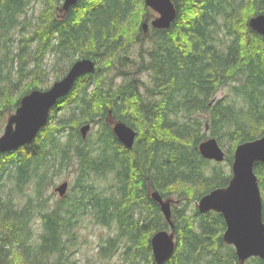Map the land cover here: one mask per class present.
I'll return each instance as SVG.
<instances>
[{
	"label": "trees",
	"instance_id": "trees-1",
	"mask_svg": "<svg viewBox=\"0 0 264 264\" xmlns=\"http://www.w3.org/2000/svg\"><path fill=\"white\" fill-rule=\"evenodd\" d=\"M42 1L37 28L14 53L5 36L23 24L19 16L29 0H0V119L15 89L23 85L13 108L24 94L40 88L47 75L46 53L64 60L63 76L80 58L93 59L96 68L59 100L32 141L0 152V264H74L75 219L84 214L104 225L116 223L130 241L127 256L156 264L151 238L170 224L151 191L164 198L177 193L179 202L199 201L231 177L221 165L206 172L211 160L201 155L199 144L209 137L220 144L228 139L231 153L225 161L232 163L239 143L264 134V35L249 24L252 16L264 13V0H173L177 15L171 26H150L146 33L143 23L156 14L145 0H79L67 12L61 9L62 0ZM148 39L152 45L141 48L138 67L153 79L147 95L135 83L136 71L133 81L115 87L107 79L110 69L127 76L131 47ZM28 54L32 66L27 65ZM16 57L19 77L13 80L11 67L5 69ZM229 83L236 97L213 101ZM71 102V113L55 121L57 110ZM203 112L209 115V132L203 129ZM114 117L137 130L133 147L115 135ZM88 122L99 126L85 140L80 127ZM65 130L68 138L62 143ZM73 161L77 178L72 191L50 205L52 180ZM254 169L264 205V163ZM5 172L12 191L25 197L22 204L1 194ZM109 175L114 182L108 189L95 184ZM177 207L172 204L176 250L164 264H239L234 246L223 241L227 224L221 213L212 210L197 219L199 210L187 215ZM35 220L40 222L38 234ZM117 242L118 237H111L101 253L112 254ZM245 264L264 260L251 257Z\"/></svg>",
	"mask_w": 264,
	"mask_h": 264
},
{
	"label": "water",
	"instance_id": "water-1",
	"mask_svg": "<svg viewBox=\"0 0 264 264\" xmlns=\"http://www.w3.org/2000/svg\"><path fill=\"white\" fill-rule=\"evenodd\" d=\"M79 0H64L61 9L68 11ZM157 15L149 23H143L144 32L150 24L159 29L169 28L177 15L173 0H145ZM251 28L264 35V13L250 18ZM96 68L91 58H80L74 61L67 73L56 80L49 88H35L20 98V104L7 120L3 134L0 136V152L14 151L32 141L48 123L51 111L59 100L68 95L77 80ZM90 123L83 127V133L90 128ZM117 138L127 147H133L138 132L124 121L113 126ZM201 155L217 162L225 161L227 152L216 137H209L199 144ZM264 163V134L255 139L239 143L233 154L232 175L224 186H218L204 194L197 202L202 212L217 211L226 221L223 241L236 249L239 264L251 257L264 260V216L263 196L255 165ZM69 182L64 181L56 186L55 191L62 197L66 195ZM151 197L158 202L170 224L171 231L161 229L151 238V246L156 264H164L176 250L175 223L172 204L179 202L164 198L158 190L151 191Z\"/></svg>",
	"mask_w": 264,
	"mask_h": 264
},
{
	"label": "rangeland",
	"instance_id": "rangeland-1",
	"mask_svg": "<svg viewBox=\"0 0 264 264\" xmlns=\"http://www.w3.org/2000/svg\"><path fill=\"white\" fill-rule=\"evenodd\" d=\"M62 0V4H63ZM44 8V3L42 0H29L28 4L26 5V12L20 13L19 19L23 24H20L13 28L10 31V34L8 36H5V38H8V43L11 45V49L14 53L18 52L20 50V47L26 44L25 39L31 36L33 31L37 28L38 22H39V16ZM155 13L153 9H151L150 13ZM37 42L31 43L26 48L27 51H32L33 48L36 46ZM151 44L150 39L146 40L144 43L141 44V42H137L134 44L130 49V59L131 64L128 65L124 70H128L129 74L127 76L122 75L118 72V69L111 68L108 72V81L113 80V84L115 87H120L121 85L126 84L130 80H134L135 76L133 73L137 72V82L136 85L139 89V91L145 96L148 86L152 85L153 79L151 77V74L148 71H140L138 72V67L140 65V50L143 46L145 48L149 47ZM13 53V55H14ZM56 55L52 53H46L44 55V62L43 66L47 70V75L44 77V81L40 84V88L46 89L50 85H52L56 80L57 77L60 76L63 77V73L66 70L65 62L64 60H57L56 61ZM20 59L16 57L15 63L9 61L6 65L8 66L5 71L8 70V68L11 67L12 74L11 78L13 80H16L19 77V71H18V64ZM34 63L33 56L28 54L27 57V65L32 66ZM60 79V78H59ZM30 79L26 81L29 82ZM233 84L229 83L228 85H224L220 88V90L217 92V94L214 96L213 101L218 100L220 98H226L227 100H232L236 97L235 91L232 88ZM23 88V85L20 88H17L12 93V100L17 98V96L20 94L21 90ZM93 86H91V89ZM12 100L9 101V107H5L3 109V115L2 119H0V136L3 134L5 125L7 123L8 117L15 112L16 108H13ZM2 103V102H0ZM212 103V102H211ZM74 104L67 103L64 107H61L56 112L55 121L64 116H68L71 111ZM52 113H54L52 111ZM203 119V129L207 132H209L210 129V119L207 112H203L200 116ZM90 123V128L87 130L86 133H83V127L82 125L80 127V133L82 135V138L87 140L88 137L91 134H95L98 130V123L97 122H88ZM68 138V130H65L60 134V140L62 143H64ZM223 148L229 155L230 152V142L228 139H225L222 144ZM211 160V159H210ZM219 163V164H217ZM215 165H221L223 170L225 171V174L232 175V163L229 161H222L217 162L215 160H211L208 166L205 167L206 172L212 173L213 168ZM7 172V171H6ZM6 172L4 173V176L2 178V186H1V194L7 198L9 195L14 198L15 202L17 204H22L24 202V196H20L18 193L12 191V182L11 179L7 178ZM77 178V169L75 165V161H73L70 166L63 168V170H60L57 175H55L54 179L52 180V183L49 187V193H51V199H50V205H55L56 202L61 201V197L56 191L55 188L60 183L64 181L69 182V188L67 193L72 191V185L75 183ZM95 184L99 186L102 189H108L109 186L114 182L112 175H109L104 178H99L94 180ZM66 193V194H67ZM177 193L169 195L168 198L171 199H177ZM9 196V197H10ZM65 197V196H64ZM196 200H191L188 202L181 201V202H175L174 205H178V209H185V213L187 215L194 214L196 210H199ZM174 208V206H173ZM175 210V209H173ZM200 211V210H199ZM174 212V211H173ZM208 212V211H207ZM202 212L198 213L196 215V218L199 219ZM141 214V206L136 208V216L139 217ZM75 230L77 237L71 247V259L73 260L74 264H147L146 261L141 259V256H138L136 260H133L130 256H127L126 250L127 246L129 245L130 241L128 240L127 235H122L121 230L118 228L116 223H111L110 225H104L102 223H99L95 220V218L91 214H84L79 216L75 219ZM34 229L36 231V234L39 233L40 230V222L35 220V223L33 224ZM169 231H171V227L166 228ZM121 234V235H120ZM111 237H118V246L117 248L112 252L110 255H103L101 253L102 246L107 245V241ZM176 239V235H175ZM226 244V243H225ZM231 245V244H227ZM233 246V245H232ZM235 248V247H234ZM224 250H226L224 248ZM207 258V256L205 257Z\"/></svg>",
	"mask_w": 264,
	"mask_h": 264
},
{
	"label": "flooded vegetation",
	"instance_id": "flooded-vegetation-1",
	"mask_svg": "<svg viewBox=\"0 0 264 264\" xmlns=\"http://www.w3.org/2000/svg\"><path fill=\"white\" fill-rule=\"evenodd\" d=\"M156 14V13H155ZM155 17V16H154ZM154 17H152V18H150V19H147L148 20V22H151V20L154 18ZM118 121H121V120H119V119H117V118H113V119H111V125H112V127L114 126V124L116 123V122H118ZM65 196V195H64Z\"/></svg>",
	"mask_w": 264,
	"mask_h": 264
}]
</instances>
